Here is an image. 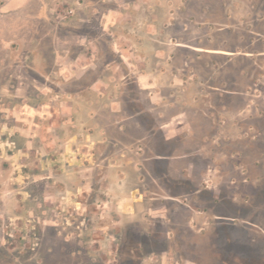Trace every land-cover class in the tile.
<instances>
[{"label":"rangeland","instance_id":"374dc122","mask_svg":"<svg viewBox=\"0 0 264 264\" xmlns=\"http://www.w3.org/2000/svg\"><path fill=\"white\" fill-rule=\"evenodd\" d=\"M11 6L0 14V85L24 41L37 36L31 10L17 14ZM85 11L77 74L90 62L94 70L73 88L98 76L100 89L69 99L71 116L43 113V121H56L55 155L33 156L37 177L23 176L20 158L12 161L8 188L0 186L11 212L0 208V264H118V250L131 247L130 231L157 219L152 198L166 196L148 160L157 155L175 156L170 174L190 181L185 189H215L239 205L249 199L248 221L235 225L248 231L238 229L235 246L223 236L217 246L252 247L264 264V0H90ZM4 118L0 113V139ZM190 157L195 166L186 164ZM17 196L24 202L16 205ZM194 204L195 211L175 215L180 229L201 238L184 232L182 241L185 249L196 242L209 250L208 203ZM176 261L169 252L145 264Z\"/></svg>","mask_w":264,"mask_h":264},{"label":"crops","instance_id":"0c3cea01","mask_svg":"<svg viewBox=\"0 0 264 264\" xmlns=\"http://www.w3.org/2000/svg\"><path fill=\"white\" fill-rule=\"evenodd\" d=\"M89 1L0 0L1 15L4 14L2 11L6 7L12 5L10 12L19 14V12L30 9V14L38 19V24L35 25L36 28L33 31H37L36 38L32 43L24 41L19 58L11 67L9 74L2 79L3 83L0 85V97H8L7 105L0 104V113L5 117L1 122L5 127L3 128L4 136L0 139V186L7 184L8 188L7 178L10 179L16 169L12 161L20 158L18 167L24 173L23 176H29L31 171L32 176L37 177V170L33 168L37 164L35 157L41 153L47 156L55 155L54 148L50 145L55 144V140L51 142V139L53 140L52 129L56 127V121H43L45 120L43 113L49 112L52 116L56 114L64 117L71 116L74 104L69 99L78 95L83 97L86 93L89 94V91L90 94L99 91L97 90L100 83L98 76L81 90L73 88L75 81L94 70V63L90 62L86 63V67L77 74L78 63L81 59L83 60L84 52V50H79L83 48L81 41L84 33L88 31V20L85 19L88 17V12L85 9L88 8ZM64 4L71 9L64 10L65 14H62L58 7ZM74 12L85 20L81 19L80 23L75 24V20L67 22L64 19V17H71ZM96 13L98 15V8ZM74 33L78 34L75 40H73ZM52 34L53 38L50 36ZM57 39H62L63 42ZM74 41L77 48L75 52H73ZM62 44L63 46H60ZM44 96H50L51 99L42 102L41 97ZM14 101L16 103L12 105ZM64 120L63 118L61 121ZM50 148L52 150H49ZM28 158H30L29 161ZM3 197L0 196V208L8 216L11 212L7 204L3 203ZM17 200L14 202L16 205L24 202L22 196H17Z\"/></svg>","mask_w":264,"mask_h":264},{"label":"flooded vegetation","instance_id":"af4514ba","mask_svg":"<svg viewBox=\"0 0 264 264\" xmlns=\"http://www.w3.org/2000/svg\"><path fill=\"white\" fill-rule=\"evenodd\" d=\"M77 15L73 13L74 17ZM66 17V21H73V18ZM100 23V22H99ZM99 39V38H98ZM79 50H83L80 48ZM88 74H91L89 72ZM85 77V76H84ZM96 78V77H95ZM94 79V78H93ZM167 144V143H166ZM175 156L170 155H157L148 160L151 161L153 168L160 171V176L164 178L162 183V189L166 196H162L161 193H156V197L152 198L157 202L152 206L153 211L159 210L157 213V219L150 220V225L147 227L138 229H130L132 238L130 241L131 247L129 250L119 249L118 264H145L146 260L153 255L163 256L166 253L173 252L177 257V264H246L247 256L245 250L234 248L220 249L217 246L218 239L221 236H228L230 241L236 239V232L238 229L241 231H248L247 226L237 228L236 221H248V204L249 199L244 201L243 204H238L236 198L231 196L227 197L224 194L217 193L213 190H200V189H185L190 181L184 178L178 179L172 176L170 173V167L173 164ZM191 158V157H190ZM186 164L195 166L196 159L185 160ZM171 176V177H170ZM262 189V188H260ZM264 189H262L263 191ZM207 201L208 205L204 206V209L208 211L212 216V222L209 232L203 234L204 237H208L210 249L209 250H197V243L194 242V246L184 247V232L186 236H192L191 238H201L196 236L194 231H186L177 220L175 213H183L185 210L195 211L199 206L194 204V200ZM240 207V208H239ZM241 210L242 215L235 213V210ZM244 210H246L244 212ZM234 213V214H233ZM167 224L162 220L167 218ZM187 223H191L193 217L188 213ZM186 223V221H185ZM253 223V221L251 222ZM181 230V231H180ZM197 232H201L198 229ZM182 233V235H180ZM172 234V236H171ZM183 240V241H182ZM191 240V239H190ZM188 241V240H187ZM174 243L176 245H174ZM203 251V252H202Z\"/></svg>","mask_w":264,"mask_h":264},{"label":"trees","instance_id":"16d2710c","mask_svg":"<svg viewBox=\"0 0 264 264\" xmlns=\"http://www.w3.org/2000/svg\"><path fill=\"white\" fill-rule=\"evenodd\" d=\"M223 239L226 240V244H231L233 246H235L233 244L232 241H230V239L228 238V236H223ZM245 252H246V256H247V262L248 264H260L259 263V255H258V251L254 250L252 247L246 246L245 247Z\"/></svg>","mask_w":264,"mask_h":264}]
</instances>
